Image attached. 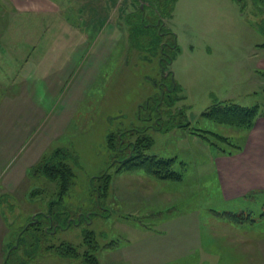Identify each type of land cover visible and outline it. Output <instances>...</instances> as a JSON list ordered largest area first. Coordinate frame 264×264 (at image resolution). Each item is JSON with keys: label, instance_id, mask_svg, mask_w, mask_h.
Here are the masks:
<instances>
[{"label": "rangeland", "instance_id": "374dc122", "mask_svg": "<svg viewBox=\"0 0 264 264\" xmlns=\"http://www.w3.org/2000/svg\"><path fill=\"white\" fill-rule=\"evenodd\" d=\"M87 1H91L86 5L88 13H97V0ZM147 2L145 16L150 14L153 4ZM136 4L137 0L113 2L106 19H112L117 30L111 40L100 38L97 32L96 46L81 48L70 44L69 48L45 50L41 55L45 49L43 44L48 42L43 38L35 49L15 51L21 52L22 59L26 56L45 63L43 66L34 63L23 77L15 74L20 65L14 64L11 76H15L16 84L3 83L1 88L5 98L4 102L0 101V110L7 128L1 135L6 138L9 132L18 136L24 123L29 129L14 147L16 151L23 142L17 152L0 158L3 224L0 236L5 260L10 252L6 264H12L15 256L26 264H86L82 258H66L55 249H46L60 244L73 246L80 255L90 252L96 256L98 264L250 263V259L235 255L222 240L210 235L211 227L215 234L226 233L223 225L210 220L222 219L218 214L237 209L224 205L217 191L212 157L218 150L209 143L215 142V137L205 134L206 140L192 132L204 130L239 143L243 130L207 121L201 118V113L226 100L246 107L257 106L259 113H264V90L251 89L244 70H240V63L248 58L252 46L264 42V0H176L171 18L162 21L163 41L155 50L152 41L138 38L140 42H129V31L123 24L125 16L136 10ZM91 6L95 10H89L93 9ZM111 11L114 15L110 16ZM69 15L70 24L79 26L74 21L83 18ZM21 19L27 35L23 36L24 32L17 29H12L10 35L20 42L29 41L34 34L35 18ZM155 29L141 31L156 35ZM72 39L68 42L78 38ZM162 44L167 47L161 57ZM169 45L176 49H169ZM170 58L169 63L160 64L161 59ZM4 69L6 73L10 71L6 66ZM166 87L177 89L166 93ZM22 89L25 96L9 103L10 95ZM164 93L167 100H171L169 108L161 99ZM40 116L44 118L37 123L38 130L32 133L36 128L31 130L29 122ZM17 119L22 124L14 123ZM64 120H68L65 130L55 136V123ZM12 123L13 128L9 130ZM162 124L166 130H159ZM184 124L188 128H184ZM130 129L145 130L152 139L145 154L174 158L172 170L180 172L182 179L173 182L148 177L154 182L150 184L153 190L150 197L141 198V189H133V195L124 192L126 176L136 181L135 175L141 172L118 171L117 161L128 157L129 151L109 153L106 141L109 134L122 135ZM44 140L49 142L43 156L61 149L74 174L73 184L60 204L57 184L35 178L32 167L26 169L24 183L31 186L27 187L28 191L22 189L23 183L21 190L5 188V184L13 186L15 181L19 182L21 171L29 167L39 151L40 141ZM124 140L130 143L136 137L124 136ZM104 173H108L110 181L106 198H99L101 181L97 178ZM51 202L55 203L54 214L66 211L61 218L70 217L71 225L61 228L56 224L51 229L53 223L48 219ZM258 205L252 204V210L245 213L259 218L264 209H253ZM37 220L43 232L21 233ZM195 225L197 230L193 231ZM238 229L250 236L264 233V226L250 223L238 225ZM89 233L93 236L92 246L84 241ZM21 237L26 243L17 248ZM101 253L105 263L100 262Z\"/></svg>", "mask_w": 264, "mask_h": 264}, {"label": "crops", "instance_id": "0c3cea01", "mask_svg": "<svg viewBox=\"0 0 264 264\" xmlns=\"http://www.w3.org/2000/svg\"><path fill=\"white\" fill-rule=\"evenodd\" d=\"M102 1H104V3H102ZM115 1L116 0H97V13L92 12L91 14L88 13V9L86 8V5L91 3V1L87 0H0V101L5 98L4 89L1 91L3 83H6V86H8L11 83L16 84L17 82L15 76H11L14 72V70H11L14 64L18 63L20 65L19 70H17L15 74H20L23 77L25 74L24 72L34 63L40 66H43L45 63L44 60L43 62H41V60L36 61L35 59L33 60L26 56L22 59L23 56L21 52L17 53L15 52L16 50H20L21 48L35 49L39 46L38 43L41 42L43 38L48 40V42L43 44V48L45 49L44 52L42 51L41 55L45 54V50L69 48L70 44H72L73 47L90 48L97 45V32L99 33L98 35H100V38L103 37L104 40H111L114 32L117 30V24L111 23L112 19L107 20L106 18L112 8L113 2ZM91 7H93V9L89 10H95L94 6ZM69 13L72 17L79 16L83 18H78V20L75 19L74 22H78L79 26L73 27V25L70 24V20L67 19L70 17ZM112 14L113 11H111V14L109 15L111 16ZM21 17L35 18V22H33L32 26L34 34L31 35L29 41L25 42L23 40L22 42H20V40H15V36L14 39H12V35H10L12 29L21 30L22 34L24 32L23 36L27 35V28L26 25L25 27H22L23 22ZM57 24H59V26H57ZM123 25V27L128 29L125 21ZM102 32L107 33L103 34ZM45 34H50V36ZM92 34L93 36H91ZM72 38L78 39L72 43L68 42V39ZM5 66L7 71L10 69L7 73L4 69ZM240 67H242L240 70H244V77L246 78V81H248L251 89H256V87H258L259 90H264V80L261 78V74H264V42L252 46L249 50L248 58L241 61ZM247 92H250V90ZM21 95L25 96V89H22L21 92L12 93L8 102H16L17 98ZM6 96H9V94L7 93ZM1 102L4 101L2 100ZM41 118L42 117L40 116L38 120L29 122L31 130L34 127L36 128L32 133L38 130L39 124L37 123ZM5 121L3 112L0 110V158H5L8 153L11 154L14 151V147L19 143L20 137L29 130L26 123L22 124V122L17 119L14 123L19 122V124H22L19 135H11L8 132V135L5 138L4 134L3 136L1 135L7 130ZM67 121L68 120H64L63 122H60V124L55 123V136L65 130ZM12 128L13 123L9 126V130ZM48 142L49 140L40 141L38 153L28 164L29 167H25V169L21 171V174L17 179L19 182L15 181L13 186L5 184V188L8 186L7 188H10V190L11 188L12 190H21L20 184L23 183L22 189L24 188L26 191L29 190L31 186H27L24 183L28 170L29 168L34 167L43 155H45ZM22 144L23 142L19 144L13 154L17 152ZM240 145L242 147L240 153H235L229 156L217 152L214 153L212 157L214 174L218 186L217 191L220 200L224 205L235 207L237 209L236 211L225 213L240 214L249 212L247 210H252L250 206L256 203L259 205L253 209H264V113H260L255 119L254 125L250 131L243 132L242 138L240 139ZM13 154L9 159L12 158ZM126 177L127 178L124 181L126 189L124 192L127 191V193L133 195V189H141V198L144 196H152L153 190L151 185L154 182L149 179V176L141 172V174L139 173L135 175L137 178L136 181L133 179L131 180L132 176L130 175H127ZM134 184L137 185L136 188L134 187ZM117 189L118 186L115 188V192ZM251 218L254 220L250 223L251 225H258V227L264 226V219H255L252 216ZM210 221L218 225H223L226 229L225 234H215L211 227L210 235L212 237L222 240L224 246L232 249L235 255L250 259L251 261L249 264H262V259L264 258V233H254L253 236H250L247 233H241L239 229L237 231L238 225L241 224L232 223L223 217L222 219L217 218V220ZM1 225L3 224L0 219V234L2 232ZM196 230L197 226L195 225L193 226V231ZM4 249L5 247L2 245L0 236V264H5ZM114 254L115 252L112 251L113 256ZM105 255L108 256L107 254ZM98 257L101 258V263L106 262L102 253Z\"/></svg>", "mask_w": 264, "mask_h": 264}, {"label": "trees", "instance_id": "16d2710c", "mask_svg": "<svg viewBox=\"0 0 264 264\" xmlns=\"http://www.w3.org/2000/svg\"><path fill=\"white\" fill-rule=\"evenodd\" d=\"M151 1L153 4L150 6V14L148 16H145V4L147 0H137L136 10L134 12H130L125 17V22L128 27L129 31V42H140L137 41V39H144V41H152V44L154 43V50L156 48H160V44L163 41V35L160 28L162 27V21L165 18H171V14L173 11L174 4L176 3V0H148ZM133 2V1H132ZM148 5H150L149 2H147ZM142 6V7H141ZM155 17V18H154ZM144 28H156V35L148 34L144 31H141ZM165 47H167L165 44H162L161 46V57L164 56ZM169 49H176V47L173 45L168 46ZM154 55V54H153ZM169 63L171 61L170 59H161V62ZM169 77V75H168ZM261 78L264 80V74H261ZM167 88V87H166ZM176 87H173L171 90H168V92H175ZM166 93L161 97L162 101H165V104L167 108L171 106V100H167L168 97H166ZM165 106V107H166ZM166 113V112H165ZM164 113V115H165ZM260 115L258 107H246L242 106L236 103H233L231 101H221L218 103H215L208 108H206L201 113V118L213 122L220 126L225 127H232L235 129L243 130L244 132H248L251 130V128L254 125L255 119ZM184 128H188L187 124L183 125ZM166 130L164 127V124H162L161 127H159V130ZM192 132L193 134H196L197 136L201 137L202 139L208 140V138L205 136V134H210L215 137L217 142H220L222 144H225V147H219V144L215 142H209L211 145L216 147L218 152L220 154H226V155H233L235 153H240L242 150V147L239 143H235L234 141H231L230 138L224 137L221 135H217L208 131L195 129ZM124 136L128 137H136V140L134 142H128L126 143L124 140ZM152 145V139L145 133V130H138V129H130L124 132V134H116L112 135L109 134L107 136L106 141V148L109 153H122L125 149H128L129 154L128 157H121L120 160L117 161L119 163L118 171H131V172H143L145 175L149 176L150 178H153L154 180H160V181H173L178 182L182 179V174L180 172H176L172 170V166L175 163L174 158L165 159L160 158L156 156L146 155L145 152L151 147ZM66 154L61 149L54 150L51 154H48L46 156H43L39 162L32 167L31 172L34 171L35 178H43L47 180L50 183H56L57 184V195L59 198L58 203L60 204L64 198V196L67 195L69 188L73 184V178L74 174L72 173L69 165L66 162ZM97 179H99L100 187H99V198L103 197L106 198V193L108 191L110 176L108 173H104L100 175ZM54 202L49 203L48 210L50 212V216L48 219L52 220V227L54 225H60L61 228H66L69 225L72 224V221L69 220L70 217H65L64 219L61 218L64 214H66V211H58L56 214H54ZM53 211V212H52ZM221 217H225L229 221L235 224H247L252 223L254 220L251 218L249 214L240 213V214H232V213H222L218 214ZM90 217V215L88 216ZM259 218L264 219V213H262ZM50 220V221H51ZM69 220V221H68ZM88 220V219H87ZM55 221V222H54ZM55 223V224H54ZM77 223V222H76ZM40 225L39 220H37L35 223H30L28 226L23 228L22 232H28L30 230L39 232L44 230V228H38ZM58 226H56L57 230ZM35 241V240H33ZM85 243L90 244L92 246L93 244V236L91 233L86 234L84 238ZM26 243L25 238H19L17 241V248L19 246H23ZM112 245V244H111ZM109 245L108 247H110ZM89 246V247H90ZM16 248V249H17ZM92 249L95 247H91ZM98 248V245H97ZM47 251L50 250H56L59 252V254L63 257H73V258H82L83 262L86 264H98V260L96 256L93 254H90V252H84L82 255L77 253V250L71 246L66 244H60L57 247H47ZM8 259L10 260V252L8 256L6 257L5 264L7 263ZM12 264H26L21 258L18 256L12 257L11 259Z\"/></svg>", "mask_w": 264, "mask_h": 264}, {"label": "water", "instance_id": "95a60500", "mask_svg": "<svg viewBox=\"0 0 264 264\" xmlns=\"http://www.w3.org/2000/svg\"><path fill=\"white\" fill-rule=\"evenodd\" d=\"M142 7V6H141Z\"/></svg>", "mask_w": 264, "mask_h": 264}]
</instances>
